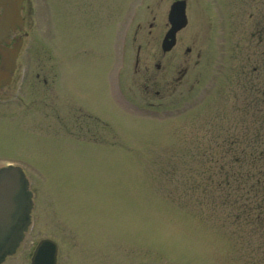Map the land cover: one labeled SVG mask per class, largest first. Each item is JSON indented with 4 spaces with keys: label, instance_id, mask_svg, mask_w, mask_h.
I'll list each match as a JSON object with an SVG mask.
<instances>
[{
    "label": "rangeland",
    "instance_id": "obj_1",
    "mask_svg": "<svg viewBox=\"0 0 264 264\" xmlns=\"http://www.w3.org/2000/svg\"><path fill=\"white\" fill-rule=\"evenodd\" d=\"M178 1L188 25L164 56ZM44 4L53 88L0 119V161L21 163L36 194L29 242L56 243L58 264H261L214 210L208 180L225 178L205 154L263 114L264 1ZM34 247L4 264H30Z\"/></svg>",
    "mask_w": 264,
    "mask_h": 264
},
{
    "label": "flooded vegetation",
    "instance_id": "obj_2",
    "mask_svg": "<svg viewBox=\"0 0 264 264\" xmlns=\"http://www.w3.org/2000/svg\"><path fill=\"white\" fill-rule=\"evenodd\" d=\"M45 1L48 0H0V119H3L8 112L16 119L22 112L24 104L34 105L38 102L40 89L53 88L56 75L53 47L51 43L47 44L45 50L39 45V34L41 36L47 34L40 21L42 15L40 8L45 5ZM260 28H262L259 30L262 45L264 44V27ZM262 54L264 59V52ZM81 113L82 118L88 116L84 112ZM8 166L21 168L29 181L33 205L31 224L19 249L24 244L35 246L32 261L36 248L43 241L38 244L35 241L29 242V233L34 227V212L37 205L36 194L32 190V178L21 163L0 161V170ZM56 264H58V257Z\"/></svg>",
    "mask_w": 264,
    "mask_h": 264
},
{
    "label": "trees",
    "instance_id": "obj_3",
    "mask_svg": "<svg viewBox=\"0 0 264 264\" xmlns=\"http://www.w3.org/2000/svg\"><path fill=\"white\" fill-rule=\"evenodd\" d=\"M262 113L261 119L252 120V132L223 138V143L216 147L220 150L205 156L216 166L214 177L225 178L217 182L208 180V191L213 190L214 210L223 209L232 226L245 230L241 235L256 247L253 252L259 253L261 264H264V109ZM228 160L234 163L229 168L232 172H225Z\"/></svg>",
    "mask_w": 264,
    "mask_h": 264
},
{
    "label": "water",
    "instance_id": "obj_4",
    "mask_svg": "<svg viewBox=\"0 0 264 264\" xmlns=\"http://www.w3.org/2000/svg\"><path fill=\"white\" fill-rule=\"evenodd\" d=\"M170 30L163 43L166 53L176 45L177 34L188 25L186 2L171 6ZM32 194L29 182L20 168L8 167L0 170V264L13 256L22 243L30 226ZM58 248L52 241H43L35 251L31 264H56Z\"/></svg>",
    "mask_w": 264,
    "mask_h": 264
}]
</instances>
